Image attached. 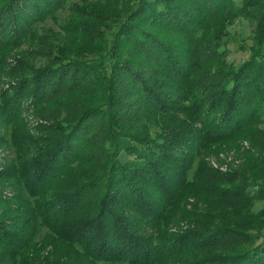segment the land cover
I'll use <instances>...</instances> for the list:
<instances>
[{"label": "trees", "instance_id": "trees-1", "mask_svg": "<svg viewBox=\"0 0 264 264\" xmlns=\"http://www.w3.org/2000/svg\"><path fill=\"white\" fill-rule=\"evenodd\" d=\"M64 1L0 0V264H264V0H104L110 38L80 32L96 55L69 41L5 68ZM237 17L254 31L235 66ZM231 149L236 167L206 161Z\"/></svg>", "mask_w": 264, "mask_h": 264}, {"label": "rangeland", "instance_id": "rangeland-1", "mask_svg": "<svg viewBox=\"0 0 264 264\" xmlns=\"http://www.w3.org/2000/svg\"><path fill=\"white\" fill-rule=\"evenodd\" d=\"M233 1L238 5L241 4L242 0ZM102 2H104V0H65L64 7L57 9L54 11L52 16H48L42 20H39L33 25V37L24 41L23 44H21L18 49H16V51L14 49L13 52L8 55L5 68L8 69V67L14 65L18 58L22 59L23 63H26L25 67H27V70L32 66L36 68L44 65L51 61V57L57 51V49H55L57 44L60 46H66L65 44L68 45L69 41L70 43L75 41L74 44H72V48H76L78 45H80L82 46L83 50L76 52V50H73L70 47V49L67 51L68 54H81L85 56L96 55V51H94L92 45L89 46L82 42L85 38H81L82 33L80 32H82L81 27L84 26H86V29L84 30L87 31V25H89L91 32H96V34L100 33L101 35L105 34L104 36L107 39L110 38V34L105 32H111L115 29L116 19L110 21V18H107L109 22L107 25L101 24L99 22L100 17L99 19H97V17L104 12V4ZM127 2L128 7L129 5H133L136 0H127ZM107 4L111 5L110 8H115L118 6L119 8L117 10L121 11V13H124V15L127 11L126 7H124L119 1H110ZM76 5H81L82 9L77 10L75 8ZM104 6L107 7L106 5ZM75 9L83 13H77ZM70 21H72L71 23L74 22L75 25L73 26L74 28H77V31H73V33L68 32L71 25V23L68 24V22ZM253 31L254 22L245 17H237L231 24L227 26L226 34L222 39L221 46V49H224L226 52L227 62H231L235 66H238L249 56L250 51L248 49V45L252 42ZM83 44L86 45L85 52ZM3 81H8L6 75L1 76L0 83H2V86L4 85ZM94 103H97V101L93 102V104ZM36 120L37 117L34 116L33 113H29L25 119L28 126L35 124ZM260 126L264 128V122L260 124ZM2 133L3 129L0 128V136ZM243 145L245 147L248 146L247 142H243ZM15 156L16 154L9 142L5 141L2 144L0 143V168H3L5 163L12 160L14 161ZM240 158L241 152L238 153L237 150L231 149L227 152H220L218 157H215V155L206 156V161L212 166L226 170L230 169L231 167H236L241 161ZM7 191L9 192L7 188L2 189L4 194L5 192L7 193ZM263 207L264 201H257L254 205V210L256 211ZM186 225L187 224L182 221L178 223H172L171 230H177L179 228L186 227ZM46 232H48V230L45 227H42L38 233L37 240H40Z\"/></svg>", "mask_w": 264, "mask_h": 264}]
</instances>
